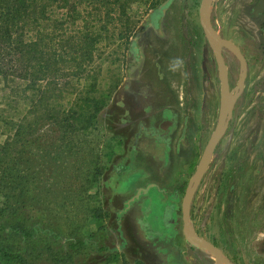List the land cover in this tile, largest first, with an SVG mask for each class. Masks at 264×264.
Listing matches in <instances>:
<instances>
[{
	"label": "rangeland",
	"instance_id": "1",
	"mask_svg": "<svg viewBox=\"0 0 264 264\" xmlns=\"http://www.w3.org/2000/svg\"><path fill=\"white\" fill-rule=\"evenodd\" d=\"M163 1L131 0L124 16H106L82 5L81 17L68 29L96 38L94 59L84 65L83 76L74 78L63 98L52 101L54 113L67 118L42 117L38 107L27 116L34 122L31 134L14 152L29 175L27 204L17 217L7 212L1 220L8 228L20 220L38 229L40 248L49 244L62 256L71 251L69 260L58 264H216L212 251L187 242L182 202L219 118L238 90L241 62L207 35L200 14L203 0H174L154 22ZM257 2L211 0L207 8L218 35L234 42L246 57L248 73L198 185L190 229L234 264H264V30L260 35L259 25L248 15ZM135 37L140 52L136 60ZM92 73L98 77L94 89ZM25 84L20 79L6 82L0 75V109L7 120L22 119L35 99L34 90L26 93L32 98L15 95L12 88ZM172 118V148L177 150L185 128L188 151H176L174 168H167L163 178L147 154L138 160L153 171L143 183L157 181L171 193L176 178L182 183L174 228L152 241L130 216H124L123 229L118 211L128 194L120 195L112 187L125 189L124 168L131 164L130 146L140 132L139 122L148 127L152 120ZM11 131L0 119L1 144ZM138 136L140 143L145 136ZM4 201L0 196V208ZM79 239L85 243L71 249ZM38 264L55 262L46 254Z\"/></svg>",
	"mask_w": 264,
	"mask_h": 264
},
{
	"label": "trees",
	"instance_id": "2",
	"mask_svg": "<svg viewBox=\"0 0 264 264\" xmlns=\"http://www.w3.org/2000/svg\"><path fill=\"white\" fill-rule=\"evenodd\" d=\"M129 1L0 0V75L6 82H15L16 79L26 82L25 86L12 88L16 96L28 99L32 98L31 94H26L28 90L37 93L23 118L18 121L7 120L0 109V119H4L13 129L6 141L0 143V196L5 200L0 208L1 263L38 264L48 254L58 264L66 263L72 256L71 251L62 256L49 244L40 248L36 242L38 229L29 228L25 221L17 220L8 228L1 220L7 212L17 217L23 203L27 204L25 189L29 175L24 174L14 152L17 154L20 150L21 141L24 146L29 139L34 122L27 116L36 111V107L43 109L42 117L59 118L62 121L67 118L64 113H54L52 101L55 97L63 98L64 92L73 87L74 78L83 76L86 70L84 65L94 59L96 38L91 34H82L81 30L68 29L69 24H74L81 17V6L85 4L98 12H104L106 16L113 12L124 16ZM112 4L116 5L115 8H112ZM251 11L248 15L260 26L261 35L264 22ZM90 77V89H94L97 74L92 73ZM95 114L96 111L91 117ZM84 243V240L79 239L72 244L71 249L77 250Z\"/></svg>",
	"mask_w": 264,
	"mask_h": 264
},
{
	"label": "flooded vegetation",
	"instance_id": "3",
	"mask_svg": "<svg viewBox=\"0 0 264 264\" xmlns=\"http://www.w3.org/2000/svg\"><path fill=\"white\" fill-rule=\"evenodd\" d=\"M258 2L255 4L251 12L256 17L261 18L264 22V12L261 13L258 10L259 14L254 13V9L256 8ZM165 12L166 10L163 13ZM163 13L159 14L156 10L153 16V21H158V19H160ZM260 30L261 28L259 26V31ZM263 30L264 28L262 29V31ZM135 42L136 41L133 42L134 45L132 47L135 52L134 60H136L140 53L137 48V42ZM128 87L129 85L126 86V88ZM151 122L152 123H150L148 127L145 126V122H139V130L142 134H144L145 138L140 143H138V135H140V132L135 135V138L133 140L134 143H132V145L130 146L133 157L132 161L133 163H136L138 160L143 159V155L145 156L147 154L150 160H152L153 162L154 169L157 170L159 176L162 177L163 175H166V171L168 170L167 168H169V170L174 168L172 157L176 156V151L183 153L184 148L187 147L186 144L183 142V136H185V128L183 130L182 138L177 141L178 148L177 150H175L172 148L174 144L173 134H175L176 132L175 118L164 119L162 121L152 120ZM219 143L217 147L219 146ZM185 150L188 151L187 148ZM185 150L184 153L186 152ZM139 166L140 167L136 172L137 174H139L138 178L136 180L131 181V186L133 187V189H136L135 193L132 196H134L138 192V187H136V185L140 183V179L141 181H144V179L146 178L149 179V176H151V173L153 172L151 170H146L143 164H140ZM141 183L140 184L142 185V187L151 186V188L146 194L141 193V195L134 201H130L129 204L126 203L125 208H123L121 213L124 214V212H128L130 216V221L134 224H138L139 228L145 232V238L155 241L158 240L159 236H164L166 231L172 230L174 228L173 222H175L174 216L176 214V204L180 199L179 195L182 189V183L181 180H179L178 178L173 181V184L175 185L172 186L173 193L165 192V190L160 187V184L157 181L152 180L148 183ZM170 193L172 197L167 202L166 196L167 194L170 195ZM191 258L192 256H190V259Z\"/></svg>",
	"mask_w": 264,
	"mask_h": 264
},
{
	"label": "water",
	"instance_id": "4",
	"mask_svg": "<svg viewBox=\"0 0 264 264\" xmlns=\"http://www.w3.org/2000/svg\"><path fill=\"white\" fill-rule=\"evenodd\" d=\"M174 0H165L160 4V6L157 8V12L159 14H162L167 8L170 6V4ZM211 0H203L201 4V9H200V14H201V20L202 24L205 27L207 35L212 38L214 41H216L218 44L228 47L240 60L241 62V79L239 82L238 90L230 100V102L225 106L223 113L221 114L219 121L216 125V128L208 142L207 145V150L200 161L196 171L192 175L189 184L187 186L183 202H182V220H183V232L185 235V238L187 242L190 244H195L198 246H201L205 249L212 250L215 254V260L216 264H222L223 256H222V251L220 248H218L216 245H214L212 242L208 241L207 239L203 238L196 232L192 231L190 229V221H191V209H192V204H193V199L196 194L198 185L201 183L204 175L206 174L209 165L212 161L214 152L217 148V145L222 138L223 135V130L224 127L226 126L229 115L232 112L234 106L236 105L237 101L241 97L243 91H244V86H245V81L248 73V63L247 59L240 50V48L231 40L226 39L224 37H221L218 35L216 29L214 28V25L212 23V20L207 12L208 5ZM262 13L264 12V0H259L256 8L254 9L255 14H259V11ZM138 37L134 38V41H137ZM150 188H142L141 190L138 191V193L131 199L135 200L138 198L141 194V192H147L148 189ZM130 202V201H129Z\"/></svg>",
	"mask_w": 264,
	"mask_h": 264
},
{
	"label": "crops",
	"instance_id": "5",
	"mask_svg": "<svg viewBox=\"0 0 264 264\" xmlns=\"http://www.w3.org/2000/svg\"><path fill=\"white\" fill-rule=\"evenodd\" d=\"M130 159H131V157H130ZM133 160V157H132V159H131V164H132V161ZM141 161V160H140ZM143 162H136V163H134V164H138V167L137 168H135V169H132L133 167H132V165L131 164H128V165H126V167L124 168L125 169V171H126V173H125V176H124V178H122V179H124L122 182V184L125 186V189H120V191L118 190V188L117 187H112L113 188V190L115 191V192H117L118 194H120V195H124V194H128V197L125 199V201L123 202V206H122V208H121V210L120 211H118V214H120V221H121V226L123 227V218H124V216L126 215V216H129V213L128 212H124V214H122L121 212H122V210H123V208H125V205H126V203L127 204H129L130 202L129 201H131V199L138 193H136L134 196H132L134 193H135V191H136V189H133V187L131 186V181H133V180H136L137 178H138V175L139 174H137L136 172L138 171V169H139V165L140 164H142ZM132 169V170H131ZM124 172V171H123ZM121 174H122V171L120 172ZM129 181H130V183H129ZM142 181H141V179H140V183H141ZM140 183H138L137 185H136V187H138V191L139 190H141L142 188H147V187H142V183L140 184ZM149 187V186H148ZM150 188H151V186H150ZM149 188V189H150ZM117 189V190H116ZM149 189H148V191H149ZM147 191V192H148ZM147 192H141V193H144V194H146ZM141 195V194H140ZM131 198V199H130ZM130 199V200H129ZM170 200V199H169ZM132 201H134V200H132ZM167 202H168V200H167ZM164 204H165V202H164ZM119 216V215H118ZM130 219V218H129ZM120 225V224H119ZM123 229H124V227H123ZM128 230H129V228H128ZM115 232V230L113 231V233ZM231 262V261H230ZM232 263V262H231ZM232 264H234V263H232Z\"/></svg>",
	"mask_w": 264,
	"mask_h": 264
},
{
	"label": "bare ground",
	"instance_id": "6",
	"mask_svg": "<svg viewBox=\"0 0 264 264\" xmlns=\"http://www.w3.org/2000/svg\"><path fill=\"white\" fill-rule=\"evenodd\" d=\"M208 250V249H207ZM210 251H212V250H210ZM213 252V251H212ZM214 253V252H213ZM222 264H232V263H229V262H227V261H224V258H223V260H222Z\"/></svg>",
	"mask_w": 264,
	"mask_h": 264
}]
</instances>
